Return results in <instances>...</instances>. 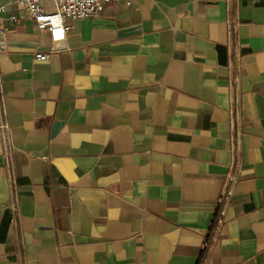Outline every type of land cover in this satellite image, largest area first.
I'll use <instances>...</instances> for the list:
<instances>
[{"label": "crops", "instance_id": "1", "mask_svg": "<svg viewBox=\"0 0 264 264\" xmlns=\"http://www.w3.org/2000/svg\"><path fill=\"white\" fill-rule=\"evenodd\" d=\"M67 23L0 52V264H264V0Z\"/></svg>", "mask_w": 264, "mask_h": 264}, {"label": "built area", "instance_id": "2", "mask_svg": "<svg viewBox=\"0 0 264 264\" xmlns=\"http://www.w3.org/2000/svg\"><path fill=\"white\" fill-rule=\"evenodd\" d=\"M22 6L20 11H12L0 2V14H4V23L0 24V52L6 46L8 34L17 30V27L26 25L27 21H33L40 30L48 32L54 42L63 43L65 41L70 26L67 19H84L88 17H100L108 5L120 0H49L54 2V8H50L43 3L44 0H17ZM130 4V0H125ZM36 57L46 60L48 55L37 53ZM3 109L0 103V110ZM5 156L11 171V177L15 183L13 165V139L10 124L7 119L0 123ZM49 139L41 141L42 144H49Z\"/></svg>", "mask_w": 264, "mask_h": 264}, {"label": "rangeland", "instance_id": "3", "mask_svg": "<svg viewBox=\"0 0 264 264\" xmlns=\"http://www.w3.org/2000/svg\"><path fill=\"white\" fill-rule=\"evenodd\" d=\"M44 4H46L47 6H49L50 8H54V2L49 1V0H44L43 1Z\"/></svg>", "mask_w": 264, "mask_h": 264}]
</instances>
